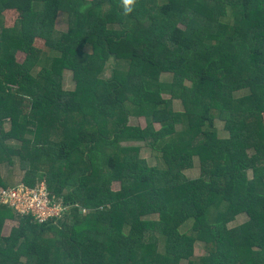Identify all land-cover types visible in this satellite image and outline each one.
I'll return each instance as SVG.
<instances>
[{"label": "trees", "instance_id": "1", "mask_svg": "<svg viewBox=\"0 0 264 264\" xmlns=\"http://www.w3.org/2000/svg\"><path fill=\"white\" fill-rule=\"evenodd\" d=\"M42 183L69 211L0 204V264H264V0H0V190Z\"/></svg>", "mask_w": 264, "mask_h": 264}, {"label": "rangeland", "instance_id": "2", "mask_svg": "<svg viewBox=\"0 0 264 264\" xmlns=\"http://www.w3.org/2000/svg\"><path fill=\"white\" fill-rule=\"evenodd\" d=\"M6 15H7L6 16L7 25L9 27H13L15 25V23H16V20L19 17V14L16 13V12H9ZM182 27L185 28V25H182ZM68 29H69L68 16L66 14H63V13L59 14L57 22H56L55 30L57 32H59V33H67ZM37 46L41 50L47 51V48L45 47V44H44L43 41L38 40ZM84 52H85V54L87 56L93 55L91 47H87ZM37 55L40 56V54H37ZM55 55H58V54H54L53 56H55ZM18 58H19V60L21 62H25L26 58H27V55L25 53L20 52ZM62 75H63V88H64V90L74 91L75 88H76V81H75L74 73L72 71L66 70V71H64L62 73ZM106 75L110 76V71H108L106 73ZM165 76H168V75H165ZM163 79H166V78L163 77ZM246 94H247L246 91H240V92L237 93V97L242 98ZM164 97L166 99L170 98V96H168V95H164ZM173 107H174L175 111H183V106H182L180 101L174 100ZM129 124L131 126L139 127L140 129H144L147 126V123H146V120H145L144 117H140V118L132 117V118L129 119ZM159 127L160 126L157 124L156 128L159 129ZM6 128L9 131L11 129V125L8 124L6 126ZM218 128H219L222 136H228L229 135L226 132V130H225V122L219 120L218 121ZM28 137L30 138V140H32V141L34 140L33 136L28 135ZM144 145L145 144L141 143V142H129L127 144H124L123 146H139V147H141L143 149V151L141 153V156L143 158H146L151 165H156L157 164L156 157L152 154L151 151L144 150V149H146ZM197 164H198V162H197ZM1 168H2V173H3L4 177H5V179L9 180L8 184L10 186L17 185V184L22 182V180L24 178V175H25V171H24V169L21 170V166L20 165L17 166V167H12L11 168V167H8L7 165L1 164ZM184 173L190 179H194V178H196V177H198L200 175L199 166L197 165L194 169L185 171ZM112 188L115 191L120 190V183L119 182H114L113 185H112ZM248 221H249V218L247 216H241L240 218H238V220L235 223L230 224L228 226V228L229 229H234V228L243 226ZM17 225H18V223L14 222V221H8L7 225L5 227V230H4V235H6V236L10 235L12 229L14 227H16ZM194 255H195L196 258H204V257L207 256V253H206L204 247L201 244H196ZM183 264H186V263H183Z\"/></svg>", "mask_w": 264, "mask_h": 264}, {"label": "built area", "instance_id": "3", "mask_svg": "<svg viewBox=\"0 0 264 264\" xmlns=\"http://www.w3.org/2000/svg\"><path fill=\"white\" fill-rule=\"evenodd\" d=\"M0 204L10 205L24 215L35 216L40 223L61 218L70 206L52 197L46 184L36 188L26 185L0 190ZM83 213L87 210L83 209Z\"/></svg>", "mask_w": 264, "mask_h": 264}, {"label": "clouds", "instance_id": "4", "mask_svg": "<svg viewBox=\"0 0 264 264\" xmlns=\"http://www.w3.org/2000/svg\"><path fill=\"white\" fill-rule=\"evenodd\" d=\"M136 0H121V6L125 15L130 14L134 10Z\"/></svg>", "mask_w": 264, "mask_h": 264}]
</instances>
